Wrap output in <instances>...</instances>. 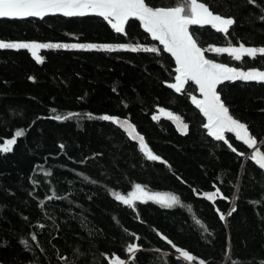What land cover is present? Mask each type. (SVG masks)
Returning a JSON list of instances; mask_svg holds the SVG:
<instances>
[{"label":"trees","instance_id":"obj_1","mask_svg":"<svg viewBox=\"0 0 264 264\" xmlns=\"http://www.w3.org/2000/svg\"><path fill=\"white\" fill-rule=\"evenodd\" d=\"M199 1L234 20L227 34L189 29L205 55L264 69V56L236 60L207 51L264 47V0ZM0 42L126 46L41 48L42 62L26 49H0V144L17 141L0 152V264H264L263 173L232 136L226 134L236 152L206 134L188 98L195 87L188 82L177 94L166 86L173 61L136 21L118 33L96 16L0 19ZM131 47L158 53L124 50ZM217 91L264 152V84L226 81ZM167 113L188 125L187 134ZM105 115L130 122L160 160H148L138 142L100 119ZM137 185L181 203L129 207L115 199ZM129 244L139 246L134 257Z\"/></svg>","mask_w":264,"mask_h":264},{"label":"snow or ice","instance_id":"obj_2","mask_svg":"<svg viewBox=\"0 0 264 264\" xmlns=\"http://www.w3.org/2000/svg\"><path fill=\"white\" fill-rule=\"evenodd\" d=\"M253 2V0H249ZM60 13L66 17H77L95 15L100 16L111 24L112 28L121 33L124 31V24L129 18H136L148 32L153 40L159 41L163 46V51L170 53L175 59L176 76L175 83L169 84L168 87L174 89L177 93L182 92L185 84L189 81L194 82L199 87V92L203 99L191 97L192 103L199 109L207 119L204 127L207 129V135L213 137L216 141L225 140L224 133H234L237 140L243 142L249 149H252L248 157L261 170H264V152L259 150L257 139L250 134L246 124L236 120L229 112L217 92V85L224 81L242 80L246 82H256L264 84V71L249 70L239 71L235 68L228 67L224 64L216 63L205 58L204 50L198 46V41L190 32V26L210 25L215 31L227 34L230 27L234 24L231 18H225L219 14H214L208 6L199 0H177L175 6L168 8H153L146 4V0H0V18L23 19L26 17H44L49 14ZM41 48H72L86 50L116 51V48L103 45H83V44H36V43H6L0 42V49H26L30 51L37 59V50ZM127 51H145L158 53V49L153 48H126ZM217 53H228L236 60L242 59L243 56L255 58L257 55L264 56V47L254 48L240 45L238 48H215L212 49ZM69 116H56L57 120L69 119ZM170 118L177 122V128L182 134H187L188 125L183 123L179 117H173L167 113ZM156 119V117H153ZM100 119L110 120L127 131L128 135L139 141L140 151L150 161H157L160 158L153 154L144 141L143 136L136 135L135 128L127 120H119L110 116H102ZM24 135L22 130L15 133L16 137ZM16 139H8L0 152H9L12 146L16 144ZM231 147V145H229ZM236 152L235 148H232ZM242 155L241 153H237ZM209 200L213 199L208 195ZM51 199V197H50ZM115 199L131 207L134 200L147 202L149 200L160 204L163 207L171 208L180 205V200L176 196H156L149 194L141 186H136V191L130 196L115 195ZM232 211H235L233 209ZM231 215V213H229ZM225 217L222 214L220 219ZM199 223V221H197ZM202 226V225H201ZM163 238V237H162ZM139 239V237H136ZM33 240L35 237L33 236ZM27 247V242L22 241ZM171 243V241H169ZM139 250V246L129 244L127 252L134 254ZM181 252L180 249H176ZM181 255L188 261L193 257L187 252H181ZM115 264H124V261L117 259Z\"/></svg>","mask_w":264,"mask_h":264},{"label":"water","instance_id":"obj_3","mask_svg":"<svg viewBox=\"0 0 264 264\" xmlns=\"http://www.w3.org/2000/svg\"><path fill=\"white\" fill-rule=\"evenodd\" d=\"M199 2H201V1H199ZM147 4V3H146ZM149 5V4H148ZM206 5V4H205ZM149 6H151V7H153V8H168V7H172V6H152V5H149ZM207 6V5H206ZM211 10V9H210ZM212 11V10H211ZM213 12V11H212ZM214 14H218V13H216V12H213ZM46 16H62V17H66V16H63L62 14H60V13H56V14H49V15H46ZM46 16H44V17H46ZM87 16H95V15H87ZM77 17H80V16H77ZM96 17H100V16H96ZM26 18H35V19H41V17H26ZM26 18H23V19H26ZM43 18V17H42ZM100 18H102V17H100ZM0 19H9V18H0ZM9 20H22V19H9ZM128 20H134V21H136L137 23H138V25H139V27H140V29L145 33V34H147L148 36H149V38L152 40V41H154V42H156L160 47H162V49H163V46L162 45H160L159 44V41H156V40H153L152 39V37H151V35L148 33V32H146L145 30H144V27H143V24L139 21V20H137L136 18H129ZM106 21V20H105ZM107 23H108V21H106ZM126 24V23H125ZM125 24H124V26H125ZM108 25L112 28V26H111V24L110 23H108ZM191 27H201V26H195V25H193V26H190V28ZM203 27H208V28H210L211 30H213V31H215V29H213L210 25H206V26H203ZM113 29V28H112ZM114 30V29H113ZM115 31V30H114ZM215 32H217V31H215ZM199 46V45H198ZM202 48V47H201ZM203 49V48H202ZM166 54H168L170 57H171V59H172V61H173V64H174V66H173V71H174V76H173V80H172V82H168V83H166V86L168 87V85L169 84H173V83H175V76H176V72H175V68H176V63H175V59L171 56V54L170 53H167V52H165ZM204 55H205V53H204ZM205 58H207V59H210V60H212V61H214V62H216V63H220V64H224V65H226V66H228V67H231V68H235V69H237V70H239V71H249V70H262V71H264V69H260V68H257V67H250V68H245V69H243V68H239V67H235V66H232V65H228V64H226V63H223V62H219V61H216V60H213V59H211V58H209V57H207L206 55H205ZM234 81H240V82H246V81H242V80H234ZM194 87H195V93H192V94H190L189 95V101H190V103L192 104V106L193 107H195L197 110H198V112H199V114L202 116V118H203V124H202V128L206 131V134H207V129L204 127V125L207 123V119L203 116V114L199 111V109L192 103V99H191V97H193V96H195L197 99H203V97L201 96V94H200V92H199V87L194 83V82H192V81H189ZM224 82H226V81H224ZM223 82V83H224ZM254 83H256V82H254ZM222 84V83H221ZM262 84V83H261ZM186 85V84H185ZM220 84H218L217 85V88H218V86H219ZM185 87V86H184ZM170 88V87H169ZM171 90H173L175 93H177L174 89H172V88H170ZM218 92V91H217ZM181 93V92H180ZM180 93H177V94H180ZM222 100V99H221ZM224 103V102H223ZM226 106V105H225ZM227 107V106H226ZM117 119H119V120H121V121H123V120H125V119H123V118H117ZM236 119V118H235ZM169 120L176 126V128H177V122L174 120V119H172V118H169ZM236 120H238V119H236ZM239 121V120H238ZM183 122V121H182ZM241 122V121H240ZM130 123V122H129ZM183 123H185V122H183ZM243 123V122H242ZM131 124V123H130ZM117 125V124H116ZM132 125V124H131ZM117 127L122 131V132H124L125 134H127L128 135V133H127V131H125V129H123V128H121L120 126H118L117 125ZM177 130H178V128H177ZM179 131V130H178ZM180 132V131H179ZM136 135H139L137 132L135 133ZM226 134H229V135H231L233 138H234V140L236 141V142H238V143H240V144H242L248 151H249V154L251 155V153H252V149H249L246 145H244L243 144V142L242 141H240V140H237L236 139V137H235V134L234 133H229V132H225L224 133V136H225V140H227L226 139ZM129 136V135H128ZM140 136V135H139ZM130 137V136H129ZM211 139H213V140H215L213 137H211V136H209ZM131 138V137H130ZM132 139V138H131ZM132 140H134V139H132ZM135 142H139L138 140H134ZM216 141V140H215ZM221 142H223L225 145H227V146H229V143H225L224 141H221ZM228 142V141H227ZM256 147L259 149V150H261L260 149V147H259V142L257 141V145H256ZM249 155V156H250ZM250 160V159H249ZM251 162H253L252 160H250ZM254 163V162H253ZM254 165L257 167V168H259L255 163H254ZM260 169V168H259ZM261 170V169H260ZM261 172L263 173V175H264V170H261Z\"/></svg>","mask_w":264,"mask_h":264},{"label":"rangeland","instance_id":"obj_4","mask_svg":"<svg viewBox=\"0 0 264 264\" xmlns=\"http://www.w3.org/2000/svg\"><path fill=\"white\" fill-rule=\"evenodd\" d=\"M21 43H34V42H21ZM36 44H66V45H73V44H83V45H97V46H103V45H107V46H111V47H126V46H123L121 44H104V43H42V42H37ZM240 45L238 46H210L207 48V51L208 52H215L213 51L212 49H215V48H228V47H234V48H238ZM247 47V46H245ZM254 48H261L260 46L259 47H254ZM38 52V50H37ZM227 55H229L228 53H225ZM38 56V55H37ZM230 56V55H229ZM231 57V56H230ZM233 58V57H231ZM5 141L3 143L0 144V147H3ZM136 191V187H134L133 189H131L127 194L125 195H122V196H130L132 193H134ZM148 192V191H147ZM149 194H152V195H156V196H173L171 194H168V193H160V192H148ZM136 201H139V200H134L133 201V205ZM132 205V206H133ZM131 206V207H132Z\"/></svg>","mask_w":264,"mask_h":264},{"label":"bare ground","instance_id":"obj_5","mask_svg":"<svg viewBox=\"0 0 264 264\" xmlns=\"http://www.w3.org/2000/svg\"><path fill=\"white\" fill-rule=\"evenodd\" d=\"M227 141H228V140H227ZM138 143H139V142H138ZM228 143H229V141H228ZM229 145H230V143H229ZM226 146H227V145H226ZM227 147H229V146H227ZM259 147H260V146H259ZM229 148H232V147H229ZM261 151H262V150H261ZM212 200H213V199H212ZM212 200H211V201H212Z\"/></svg>","mask_w":264,"mask_h":264},{"label":"flooded vegetation","instance_id":"obj_6","mask_svg":"<svg viewBox=\"0 0 264 264\" xmlns=\"http://www.w3.org/2000/svg\"><path fill=\"white\" fill-rule=\"evenodd\" d=\"M229 135V134H228ZM231 136V135H230ZM227 139V138H226Z\"/></svg>","mask_w":264,"mask_h":264}]
</instances>
